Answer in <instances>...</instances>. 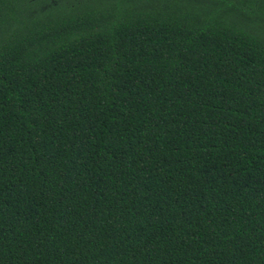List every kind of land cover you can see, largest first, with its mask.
<instances>
[{
	"label": "trees",
	"instance_id": "16d2710c",
	"mask_svg": "<svg viewBox=\"0 0 264 264\" xmlns=\"http://www.w3.org/2000/svg\"><path fill=\"white\" fill-rule=\"evenodd\" d=\"M0 264H264V0H0Z\"/></svg>",
	"mask_w": 264,
	"mask_h": 264
}]
</instances>
